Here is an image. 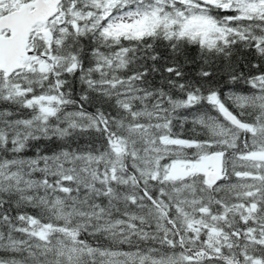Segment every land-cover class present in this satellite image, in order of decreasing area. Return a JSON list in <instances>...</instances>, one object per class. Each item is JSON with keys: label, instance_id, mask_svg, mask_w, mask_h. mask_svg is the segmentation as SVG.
Instances as JSON below:
<instances>
[{"label": "snow or ice", "instance_id": "obj_1", "mask_svg": "<svg viewBox=\"0 0 264 264\" xmlns=\"http://www.w3.org/2000/svg\"><path fill=\"white\" fill-rule=\"evenodd\" d=\"M0 264H264V0H0Z\"/></svg>", "mask_w": 264, "mask_h": 264}, {"label": "trees", "instance_id": "obj_2", "mask_svg": "<svg viewBox=\"0 0 264 264\" xmlns=\"http://www.w3.org/2000/svg\"><path fill=\"white\" fill-rule=\"evenodd\" d=\"M241 55H244V56H246L247 55V53H241ZM34 152H35V150L33 149V150H30L28 153H27V155H29V156H31V155H33L34 154ZM125 247V249H127V246H124Z\"/></svg>", "mask_w": 264, "mask_h": 264}]
</instances>
